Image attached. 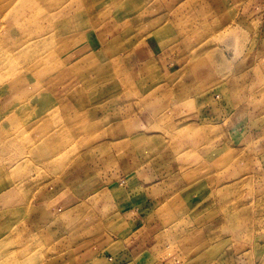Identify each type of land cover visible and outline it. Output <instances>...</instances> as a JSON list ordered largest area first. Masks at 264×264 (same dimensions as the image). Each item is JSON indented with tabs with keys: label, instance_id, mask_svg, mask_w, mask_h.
Here are the masks:
<instances>
[{
	"label": "rangeland",
	"instance_id": "rangeland-1",
	"mask_svg": "<svg viewBox=\"0 0 264 264\" xmlns=\"http://www.w3.org/2000/svg\"><path fill=\"white\" fill-rule=\"evenodd\" d=\"M125 1L128 16L142 4ZM114 2L0 0V264H78L71 234L78 223L93 234L84 217L91 206L94 222L106 224L140 200L173 216L174 235L189 232L188 255L211 249L223 264H264V0L253 21L227 27L181 10L189 62L143 95L121 59L74 64L91 41L93 8L102 20ZM63 55L70 70L84 68L82 84L55 100L43 84L64 67ZM136 109L150 118L145 132L120 119ZM138 166L140 175L117 180ZM92 173L104 184L117 180L119 202L110 206L104 191L92 199L94 190L69 199L63 181L72 189ZM204 209L215 216L187 229L190 211Z\"/></svg>",
	"mask_w": 264,
	"mask_h": 264
},
{
	"label": "crops",
	"instance_id": "crops-1",
	"mask_svg": "<svg viewBox=\"0 0 264 264\" xmlns=\"http://www.w3.org/2000/svg\"><path fill=\"white\" fill-rule=\"evenodd\" d=\"M123 1L117 4L115 0L113 7L117 9L108 17H103L102 20L97 15L101 7L93 8L94 26L90 33L91 41L85 47L76 50L78 52L74 64L81 63L85 59L100 63V57H105L110 62L121 59L125 63V73H128L129 77L136 78L137 86L134 84L133 90H140L141 95L151 90L153 86L155 88L163 86L167 79L180 72L189 62L188 50L179 36L177 27L181 10L192 12V14L199 12L204 18V24L213 22L220 27H227L234 22L238 25L237 22H244L245 19L253 21L256 16L254 12L258 14L261 10V6L257 4L258 0H196V2L192 0H139L142 4H139L137 13L128 16L123 12L133 5L131 1L122 3ZM92 3L94 4L93 1ZM111 7L108 8L109 11ZM90 44H93V47ZM112 47L113 50L119 47V50L113 55H108ZM61 60L64 61V67L56 76L45 79L43 84L44 89L55 100L68 98L73 92H77L82 84L80 75L84 71V68L77 69L76 67L75 70H70L73 64H69L68 58L64 55ZM67 68L72 72L71 74L75 75V82L70 77L72 75ZM235 71L236 74L243 73V69L238 67ZM154 76L157 82H153ZM132 104L129 102L124 105L122 109L124 115L130 108H134ZM133 114L131 117L126 116L130 119H124V117L120 119L123 123L129 121L131 125L135 124L138 128L135 131L145 132L150 118H144L143 113L137 109L133 110ZM142 169L143 166H138L129 171L131 173L118 174L117 180L125 182L127 178L143 171ZM98 175V173L87 175L84 182L76 183L72 189L67 188V183L63 181L69 199L75 204L79 203L89 191L94 190L95 196L92 199L99 195V192L104 191V197L111 204L110 206L119 202H115L112 197L115 196L113 192L116 191L117 180L104 184L99 178H94ZM123 197H125L124 201L133 198L130 194H125ZM84 201L88 202L90 199ZM142 201L138 202L139 205L124 209L120 215L114 211L107 216L108 219L105 218L106 224H104L105 221L94 222L95 215L99 211L95 209V206H91L92 214H86L84 217L91 221L88 225L94 226L93 234L86 236L80 232L79 221L76 222L78 223L76 232L71 234L70 242L77 246L78 264H223V255L220 254L215 259L211 258L213 256L211 249L209 253L205 249L202 254L188 255L190 253L188 246L192 243L188 237L189 232L187 235L183 231L182 235H174L177 232L172 231L175 223L172 221L173 216H167L164 210L146 211L148 202L147 200ZM214 216V212L210 210H191L188 222L186 221L189 224L187 229L199 226ZM98 226L102 229L103 226L108 227L109 230L96 231L95 227ZM78 247L81 249L79 250ZM221 249L214 248V251Z\"/></svg>",
	"mask_w": 264,
	"mask_h": 264
}]
</instances>
